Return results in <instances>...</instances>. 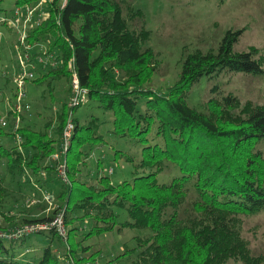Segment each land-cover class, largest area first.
Wrapping results in <instances>:
<instances>
[{
  "label": "trees",
  "instance_id": "trees-1",
  "mask_svg": "<svg viewBox=\"0 0 264 264\" xmlns=\"http://www.w3.org/2000/svg\"><path fill=\"white\" fill-rule=\"evenodd\" d=\"M38 1L15 0L14 16L26 12L25 5ZM44 5L48 18L29 28L25 41L19 40L18 45L21 55H25L28 43L30 47L36 42L46 43L49 49L45 51L55 61L32 80L43 82L47 76L75 73L89 99L114 111L116 135L147 141L152 125H156L155 141L143 146L142 158L137 163V168L150 171L119 183H113L107 174L99 175L97 183L83 179L80 166L88 153L83 146L98 143L103 135L93 125L81 124L78 118H73L71 143L63 158L43 163L57 151V142L70 115L66 102L58 113L55 135L48 132L53 126L50 120L43 128L24 123L13 131L0 121V140L7 133L19 137V143L12 145L0 141V158L5 159L9 172L41 174L47 169L56 170L63 160L69 179H62L58 194L63 200L61 210L68 225L67 236L51 225L29 235L0 237V264H64V260L67 264H89L100 250L88 254L92 245L83 241L125 226L149 230L148 234L137 236L139 253L135 264H222L233 255L245 264H264V255H250L235 227L239 215L264 209V155L257 147L264 140V104L234 112L238 97L233 92L218 93V84L212 88L217 93L206 102L208 111L197 109L187 100L190 89L204 75L227 70L264 74V55L258 47L240 51L233 48L244 28L228 29L215 51L188 53L178 79L167 94H162L145 87L154 70L149 64L152 48L146 47L150 31L131 28L120 1L47 0ZM133 10L131 18L143 15L141 9L135 13ZM1 17L4 20L0 24H9L6 16ZM70 60L73 69L69 67ZM112 64H136V68L128 80L120 81L112 72ZM140 99H144L143 109L138 107ZM18 114L26 119L27 113L8 110V117ZM116 153L127 154L119 149ZM127 159L133 160V156L127 154ZM168 161L178 166L181 174L169 182H160L157 175ZM191 186L197 193L193 213L183 217L180 207ZM6 189L5 179L0 176V201ZM117 206L126 207L131 219L120 221ZM54 216L37 221L49 223ZM88 218L92 219L89 230L77 240L76 222ZM37 233L47 234L51 240L59 237L67 241L65 254L60 257L48 244L38 258L20 259L16 246ZM129 250L126 248L113 259Z\"/></svg>",
  "mask_w": 264,
  "mask_h": 264
},
{
  "label": "rangeland",
  "instance_id": "rangeland-1",
  "mask_svg": "<svg viewBox=\"0 0 264 264\" xmlns=\"http://www.w3.org/2000/svg\"><path fill=\"white\" fill-rule=\"evenodd\" d=\"M46 1L39 0L36 4L29 6V8L34 7L35 12L31 18H27L28 10L14 16L15 0H0V17L6 16L10 20L9 24H0V121L10 131L14 130L17 118L14 115L8 117V110L16 108L14 104L17 102L15 94L17 87L14 80L22 71L21 53L23 52L19 48V40L21 43V37H26V31L29 28L48 18L49 12L44 5ZM118 1L123 6L124 14L129 18L131 28L138 31L146 29L150 31L146 47L152 48L149 64L154 70L145 83V87L159 93L169 92V88L179 77L182 61L188 53L196 50L215 51L230 28H244L233 46L234 50H246L254 46L258 47L264 55V0ZM26 7L28 5H25V9ZM132 8L134 13L141 9L143 15L137 14L131 18ZM39 11H42V16L38 18ZM46 48L49 49L46 43L36 42L27 50L31 60L27 63V69L33 71L35 75L33 78L44 73V67L49 69L55 61L50 57V53H46ZM34 54H36L35 57ZM135 66L136 64L128 66L112 64V72L118 80L126 81L136 68ZM69 67L73 69L71 60ZM75 78L74 73L72 76H47L43 82H36L30 78L25 83L24 101L30 103V109L26 112V119H20V125L30 123L37 128H43L44 124L50 120L53 121V126H50L48 132L50 135H55L54 128L59 121L58 113L65 102L70 108L68 121L59 138L60 141L57 142V151L43 163L50 164L57 161L59 157L63 158V144L66 142L65 129L69 121L72 122L73 118H78L81 124L93 125L98 133L103 135V139L98 143H87L83 146V149L88 152L84 154L86 162L80 166L83 179L97 183L99 175L107 174L113 183H119L124 179L131 180L138 174L149 172V168H137V163L142 158L143 146L155 141L156 125H152L147 141H135L116 135L113 132L114 111L101 107L96 99H89L88 94L84 100L81 94L75 98L79 90L74 85ZM216 84L219 85L218 93L233 92L238 97L234 112L243 111L246 106L264 104V74L230 70L213 76L204 75L190 89L187 95L189 104L201 111H208L206 102L217 93L212 90ZM138 107L144 108V99L139 100ZM56 138L58 139V136ZM0 141L12 145L19 143V137L7 133ZM257 147L262 149L264 155V140L260 141ZM118 149L132 155L133 160L127 159V154L118 155L116 153ZM25 153L28 152L25 151ZM5 162V159L0 158V176L4 177L7 186L0 201V232H10L20 226L42 223L43 221L37 220L63 211L61 210L63 200L58 197L63 180L58 168L65 161L61 160L56 170L47 169L35 175H31L30 171L11 173ZM166 163L165 168L157 175L160 182H169L181 174L178 166L169 161ZM47 195L51 196L52 200L48 199ZM196 197L197 193L191 186L185 203L180 207L181 216L186 217L193 213V201ZM115 208L119 213L120 221L131 219L126 207ZM91 223V218L76 222L79 226L75 235L77 240L84 237ZM64 225L66 233L68 225L65 223ZM235 227L240 238L246 242L250 255H264V209L239 215ZM148 233V229L125 226L87 237L83 241L84 244L92 245L88 254L100 250L97 258L89 264H135L139 253L137 236ZM48 244H51L60 257L68 248L67 241L59 237L51 240L47 234L43 233L31 235L16 248L20 259L24 261L38 258L43 247ZM126 248L131 250L126 255L113 259ZM65 261H63L64 264H67ZM222 264H245V262L233 255Z\"/></svg>",
  "mask_w": 264,
  "mask_h": 264
},
{
  "label": "built area",
  "instance_id": "built-area-1",
  "mask_svg": "<svg viewBox=\"0 0 264 264\" xmlns=\"http://www.w3.org/2000/svg\"><path fill=\"white\" fill-rule=\"evenodd\" d=\"M27 10H28L27 18H31V16H33V14L35 12V9H34V7L29 8V6H28ZM16 13H18V11H16ZM2 20H4V17H0V21H2ZM9 22H10V20H9ZM21 41L24 42L25 37H21ZM27 46L30 47L29 43ZM29 58H30V56H29V53H27V52L25 53V55H22V57H21V59H22L21 60L22 71H21L20 75L18 77H16L14 80V82H16V87H17V91H16L17 102H15L16 105L14 104V106L16 108H13V109L18 111V113H26L27 110L30 109V103L28 101H24V98L26 96L25 83L27 80H29L30 78H33L35 76L33 71H30L27 69V63L30 61ZM74 85L79 88L78 93L75 96V98H78L79 95L81 94V97L84 100L86 98L87 90L80 86L77 76L74 79ZM16 118H17V121H16L15 127L17 128L20 125V123H19L20 119H21L20 115L19 114L16 115ZM74 126L75 125H74L73 121L72 122L69 121L67 124V127H66L65 132H64L66 142L63 144V147H64L63 152L66 151L68 145H70V143H71V137H72V132H73ZM58 170H59L60 177L65 182H68L69 179L67 177V168H66L65 162L63 164L62 163L60 164ZM48 199H51V196L50 197L48 196ZM63 216H64L63 211H61V213L58 212L55 215V219H52L49 223L48 222H42V223H38V224H31V225L28 224V225L22 226V227L20 226L16 229H12L10 232H0V237H7V238H13L14 237L15 238V237L23 236V235H29L31 233L37 232L40 229H46V228L50 227L51 225L56 226L58 228L60 234L66 235L67 232L65 233V229H64L65 225H64V217ZM61 223H63V225H61Z\"/></svg>",
  "mask_w": 264,
  "mask_h": 264
}]
</instances>
